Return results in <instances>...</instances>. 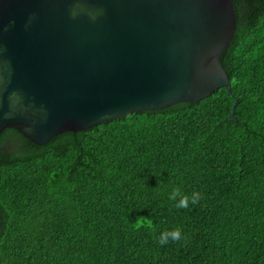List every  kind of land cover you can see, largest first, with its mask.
<instances>
[{"label": "trees", "instance_id": "trees-1", "mask_svg": "<svg viewBox=\"0 0 264 264\" xmlns=\"http://www.w3.org/2000/svg\"><path fill=\"white\" fill-rule=\"evenodd\" d=\"M233 2L230 91L44 144L2 131L0 264H264V0Z\"/></svg>", "mask_w": 264, "mask_h": 264}, {"label": "water", "instance_id": "water-1", "mask_svg": "<svg viewBox=\"0 0 264 264\" xmlns=\"http://www.w3.org/2000/svg\"><path fill=\"white\" fill-rule=\"evenodd\" d=\"M236 25L233 0H0V134L44 144L230 91Z\"/></svg>", "mask_w": 264, "mask_h": 264}, {"label": "clouds", "instance_id": "clouds-1", "mask_svg": "<svg viewBox=\"0 0 264 264\" xmlns=\"http://www.w3.org/2000/svg\"><path fill=\"white\" fill-rule=\"evenodd\" d=\"M169 200L176 202L175 206L177 208H187L189 203L197 204L202 199L199 192H193L190 196L185 194L180 187H174L169 194ZM148 226L151 227V222H148ZM182 238V231L180 228H175L173 230H166L161 233L159 237V244L161 246L168 244L170 241L178 242Z\"/></svg>", "mask_w": 264, "mask_h": 264}]
</instances>
